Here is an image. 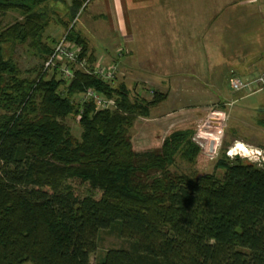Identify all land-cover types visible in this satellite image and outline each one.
<instances>
[{
	"label": "trees",
	"instance_id": "trees-1",
	"mask_svg": "<svg viewBox=\"0 0 264 264\" xmlns=\"http://www.w3.org/2000/svg\"><path fill=\"white\" fill-rule=\"evenodd\" d=\"M86 1L60 12L54 0H0V14L20 15L0 21V264H96L91 255L107 229L129 246L108 249L98 264H264V164L224 156L221 175L194 168L205 155L196 128L136 150L130 129L166 94L113 85L91 65L66 79L48 77L45 63L25 71L15 61L19 45L48 59L45 32L58 17L80 58L94 62L74 27ZM90 88L115 107L73 101ZM179 159L190 171H179Z\"/></svg>",
	"mask_w": 264,
	"mask_h": 264
},
{
	"label": "crops",
	"instance_id": "crops-1",
	"mask_svg": "<svg viewBox=\"0 0 264 264\" xmlns=\"http://www.w3.org/2000/svg\"><path fill=\"white\" fill-rule=\"evenodd\" d=\"M82 8L89 13L87 20L79 23V16L74 27L89 53L104 63L116 61L118 78H131L139 91L149 84L155 87L152 93L166 94L148 116L140 117L159 134L190 119L179 107L169 111L180 116L166 120L171 113L162 108L172 97L210 98L201 103V113L208 116L205 106L220 92L216 82L229 83L233 72L251 77L264 69V0H87ZM246 31L258 34L241 44L239 35ZM193 116L195 112L192 124L197 126L200 115ZM142 133V140L157 146L169 134L153 142L152 133Z\"/></svg>",
	"mask_w": 264,
	"mask_h": 264
},
{
	"label": "rangeland",
	"instance_id": "rangeland-1",
	"mask_svg": "<svg viewBox=\"0 0 264 264\" xmlns=\"http://www.w3.org/2000/svg\"><path fill=\"white\" fill-rule=\"evenodd\" d=\"M64 1L65 2L61 0H54L52 5L54 8H57V10L61 12L65 10V8L67 7V1L66 0ZM88 14L89 13L83 11L82 8L78 13L77 19L80 16L78 22L81 23L85 17L87 20ZM18 18H20V15L17 12H8L6 14H0V21L4 25H9L15 22ZM66 28L67 27L64 26L62 22H60L58 17H53L51 23L49 24L45 32V36L48 37L47 40L52 47H54L57 40H59L63 35H65V33L67 32ZM257 34L258 32L253 33V31L252 32L246 31L243 34L239 35L240 36L239 42H241L242 44L245 40L251 41V39L256 37ZM13 56L15 61H17L20 67L25 71L31 70L33 68L40 69L42 64L44 65V63H46V61L40 58L35 53L34 50L30 49L28 46L25 45H19L16 48V50H14ZM94 56H95L94 58L97 59L96 55ZM87 59H88L87 56L86 57L84 56L80 58V61L85 60L86 62H88ZM98 60H95L94 62L90 63L93 69H94V65ZM111 62L112 61H110L109 63ZM55 68L56 67L46 69L48 71V77L52 76L53 74H56L58 78L63 77L60 70ZM79 68H81V66ZM85 72H90V69ZM236 74L238 73L236 72ZM131 80H132L131 78H129L128 80L126 79V77L125 80L122 78L119 79L117 76V79H115L112 84L118 85L120 83H125L135 93L139 90V88H141V86L139 84L133 85V81ZM189 83L195 84L196 82H189ZM202 83L205 84L207 82H202ZM216 84L219 85V91H220L218 93V98L217 97H214L213 99L211 98L212 102L205 106L207 107L206 110H209V112L211 111V114L209 115H212L214 120L216 121L218 120L219 125L221 123V133L215 139H213V137H210V139L208 140L207 136L204 135L205 133L207 134L206 132L207 130H202L200 132V128H199V125L202 124L203 121H205L209 116V115L205 116L203 113H201L202 110L201 106H204L201 105V103H204V101H207L210 98H199L196 96H193L191 98V96L190 97L186 96V98L182 99V101L180 100L178 101L174 99V97H172L170 102H167V105H165V107L162 108V111L164 113H168V112L171 113V111L169 110L178 109L179 107H185L182 110L185 114L184 116L190 119L188 121L178 123L177 126L178 125L181 126V124H183L181 127L182 129L191 128L192 131L196 128V130L193 131L194 138L195 140L198 141V143L202 148L204 147L203 150L205 152V155L202 154L200 156L198 160V165H196L194 168H198V170L204 172H215L216 174L221 175L223 174L224 169L218 167L217 164H218V160L224 156L230 159H233L235 157H240L246 163H255L258 165H263L264 156L261 157L257 154H252L251 149L261 150L262 153L264 151V111L262 110L264 109V90L250 94L245 91H234L231 89L230 84L226 81V79H224V81L216 82ZM153 88L155 87L149 84L147 86L146 84V87L145 88L143 87L144 91L142 92V94L147 96L148 98L151 97L153 93L150 90H152ZM214 92L216 94V92L218 91L214 89ZM72 99L75 103H78L81 102L83 99H85V95L84 93H79L74 95ZM194 112L196 113V116L200 115V119L201 117L203 118L201 120L199 119V123L197 122L198 123L197 126L192 124L193 122L192 113ZM178 116L180 115L171 113L167 115L166 120L170 121L171 119L177 118ZM196 116H193V118H195ZM65 123L70 126L74 135L78 136L80 134L81 126L79 124L78 117L75 116L67 117L65 119ZM213 124L216 125V122L214 121ZM154 128L156 127H154L151 123H149L147 119H141L140 117L136 119L133 127L130 129V132H131V136L135 137L134 138L136 143L135 147H137V150H146L149 148L157 147V145H155L154 143L150 144L147 139L142 140L141 136H143L142 133L143 131L146 133L150 132L153 134V136H155V141L153 142H156L158 140L161 141L162 135L165 137L169 133V131L167 132V130H164L159 134V131L154 130ZM174 129H176V127H173L172 130ZM237 143H242L247 148L248 152H243V151L242 153L236 152V150L234 149ZM205 146H208V148L206 149ZM210 152L214 153V155L213 156L210 155ZM178 168L179 171L182 170L190 171L191 167H189L186 162L179 159ZM128 246H129V242L125 240L123 237H121L116 230L107 229L101 231L100 234H98V248L94 253H92L91 260L94 263L98 264L99 258H101L108 249L128 247Z\"/></svg>",
	"mask_w": 264,
	"mask_h": 264
},
{
	"label": "built area",
	"instance_id": "built-area-1",
	"mask_svg": "<svg viewBox=\"0 0 264 264\" xmlns=\"http://www.w3.org/2000/svg\"><path fill=\"white\" fill-rule=\"evenodd\" d=\"M81 52L82 47L76 42L69 40L65 34L55 43L51 55L46 60L45 67H57L64 78H72L74 76L75 69H81L82 67L83 71H88L90 69V64H88V62H86L85 60L80 61ZM96 60H98V58ZM79 65L81 66V68H79ZM93 72L103 80L113 83L114 80L117 79L119 66L116 61H112L111 63H104L101 59H99L94 65ZM229 84L231 89L234 91H245L247 93H256L259 91H263L264 70L253 77H243L239 74L233 73L230 77ZM84 95L85 99L93 101L97 110L113 109L115 107L114 100L107 98L102 93L93 88L85 91ZM214 121L216 122V125L213 124ZM199 128L200 132L202 130H207V134L205 133L204 135L207 136L208 140L210 139V137H213V139L217 138L221 133V123L219 125V121L214 120L212 115H209L207 119L199 125ZM239 153L242 152L239 150ZM251 153L257 154L261 157L264 156V151L262 153L261 150L258 149H251ZM210 155L213 156L214 153L210 152Z\"/></svg>",
	"mask_w": 264,
	"mask_h": 264
},
{
	"label": "bare ground",
	"instance_id": "bare-ground-1",
	"mask_svg": "<svg viewBox=\"0 0 264 264\" xmlns=\"http://www.w3.org/2000/svg\"><path fill=\"white\" fill-rule=\"evenodd\" d=\"M236 152H239V150L242 152H248L247 148L242 144V143H237V145L235 146Z\"/></svg>",
	"mask_w": 264,
	"mask_h": 264
},
{
	"label": "water",
	"instance_id": "water-1",
	"mask_svg": "<svg viewBox=\"0 0 264 264\" xmlns=\"http://www.w3.org/2000/svg\"><path fill=\"white\" fill-rule=\"evenodd\" d=\"M264 111V109H262Z\"/></svg>",
	"mask_w": 264,
	"mask_h": 264
}]
</instances>
